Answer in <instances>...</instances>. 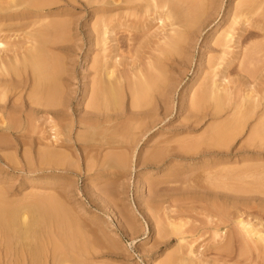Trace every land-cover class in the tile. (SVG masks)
I'll use <instances>...</instances> for the list:
<instances>
[{
  "label": "rangeland",
  "instance_id": "obj_1",
  "mask_svg": "<svg viewBox=\"0 0 264 264\" xmlns=\"http://www.w3.org/2000/svg\"><path fill=\"white\" fill-rule=\"evenodd\" d=\"M114 1H116V3L112 4ZM121 1L123 0L40 1L41 3L43 2L42 4H49H47L48 6L44 4L45 8L42 10L44 26L49 25L51 22L53 24L62 23L63 25L65 23V25L67 24L66 28L69 29L66 30V35L63 34L62 37L63 39L65 35L64 39L67 40L64 43V45L66 44V46H68L67 57L62 53H58L57 55L65 59L67 65L69 63L71 64L66 67L70 78L65 82L69 85V87L67 86L66 88L67 91L72 92L69 93V106L71 110H69V113H73L72 117L74 122H69L70 125L72 124V129L69 133L70 144L65 143L66 145L64 144L60 149V151H62H58L63 153V150H65V153L63 154H66L67 152L69 160L72 159L75 161L74 164L76 165V168L75 165H73V167L68 168L69 170L65 169L59 171L58 169L53 170L42 167H40L42 169H39L37 167L38 169L35 168L36 170L34 169L33 172L29 170H23L20 172L10 169L0 158V188L2 189L0 192L3 193L5 200H11L10 202L13 201L14 203L18 199V204L23 205L26 203L25 205L30 204L32 206L34 205V202H32L33 200L31 201L32 203L26 200H31V197L35 194L36 197L40 198L41 203L37 201L39 200L38 198L35 200L36 198L34 199L33 197L34 201H36V206H33V208L38 207L37 203L40 205L39 207L47 205L45 203L42 204L47 198H44V200L41 199V197L45 196H49V204H51L50 201H53V203L58 201L57 204L60 202V206H57L55 203L52 204L56 207H63L61 210L65 208V211L63 210V212H66L65 215L68 216V224L70 223L69 226L71 227L68 228V225L65 223L67 226H62V229H51L49 235H51L50 237H52V240H50L51 242L53 241L56 242V244H59L61 235H64L71 231V229L74 230L75 228L77 232L80 231L79 235H82L83 238H81L86 248V256L82 258L80 264H163L167 259L177 256L188 260V264H264L261 259L263 255L260 253L258 254L259 259L254 261L251 259L247 261L238 257H235L232 260L222 259L218 255V246L220 247V245H223L224 241L234 234V230H236V225L234 224L233 219H235L237 212L234 209L227 208L231 211L230 216L226 206L220 204V209L221 211L223 210L222 221L224 223L219 224L216 218L212 220L221 225V231L219 233L221 236L220 239L214 237L212 231L209 230L210 222L206 217L212 203H217L216 200L212 201L211 199L215 196L219 198H229L230 196H234L239 199L252 197L264 200L263 196L256 194L245 195V193L242 194L243 192L238 190L242 188L241 184H243L244 187L242 181L250 180V177L245 180L244 175H240L239 171H242L241 168L244 169L246 166L253 167L255 165L254 168H258V166L261 168V165H264V161L260 162L255 160L248 161V163L244 164L239 163L242 159L247 160L249 157L253 156L251 153H246V150L248 151V149L254 153H258L257 151H259L261 154H264V143L254 141L253 146H248L247 141L249 140L247 136L250 127L254 126L255 123H259L257 122L260 121L259 118H262V116L264 117V0H205V2L207 1L206 3H208V5L206 4L208 7L205 5L203 6L205 8L202 7V9H204V11L202 10V12H204V17L202 16V20L200 19V28L192 35V40L187 48L184 47L183 53L178 56L174 54L168 56L162 55L161 52L159 53V49L164 47L162 46L164 43L161 38L168 33L167 30L169 28V23L166 21V23L163 24L155 18V12L159 10L158 8L156 9L157 11L153 9L154 12L151 8V10L145 9L144 7L146 3L142 0V2H137L138 4L136 3L137 9L135 11L133 10L134 12L131 10V13H129V10L126 12L121 9L115 11L114 8H121L123 6L120 3ZM180 1L169 0L165 5L167 6L170 2H174L173 6L176 7L175 4L180 3ZM158 3H160L159 1L157 2V5L161 6V4ZM181 4L182 3L179 5ZM28 6H30V4ZM181 6L184 5L182 4ZM181 6L176 8L171 6L170 8L168 5V9H178L177 11L182 12ZM123 7L126 6L124 5ZM104 8H113L114 12L112 18H115L118 23L123 25L117 30V36L120 38L117 55V58L120 60L118 70L119 73L122 72L121 76L128 79L129 64L132 60L134 61L136 59L144 71L148 70L147 72H150V74L152 73L151 75L156 76V78H158V76L164 78L165 84H167V91L164 94L165 96L163 95L162 97L159 93L156 94L157 91L151 92L149 94L150 97L147 96L143 100L141 99V101H143V106L142 103L140 105V101L135 110L132 108L135 112L131 111V105H129L130 99L126 90L122 92L120 97L122 100L118 102L119 106L116 101L114 103H116L117 106L114 107L115 104L111 101L112 99L104 101L102 105L106 106H104V108L102 106V111L106 107L105 111L107 110L108 112L104 111L102 113L103 116L108 119L109 123H104L105 126L101 124V126H103H100L101 131L97 129L96 132L99 131V133H102L104 129L107 136L106 137L104 134L105 138H111L110 141L117 142V144L113 143L110 146H104V148H102L99 143L91 144V142L88 141L91 136L88 135V133H85L86 131H84L82 127L76 126L77 124L75 123V120H77L78 117H84L85 108L83 109V107L89 102L88 100L90 97L88 91L89 89H91L90 92L93 91L96 87L94 86L95 88H93L91 86H93V84L96 85L95 81L97 82L102 79L100 78L102 75H98L100 76L98 78L93 69L98 67V62L104 60V48L107 47H104V45L102 46V44H104V39L102 40L101 38V41L99 42V35L101 34L100 29H102L100 26L104 25ZM163 8L158 12H165V10L168 11L165 6ZM182 9L184 11L185 7ZM237 15L241 16L240 20L242 19L243 21L244 19L245 22L248 21L249 23L238 21V23L232 24L234 21L239 20L234 19ZM238 16L237 18H239ZM101 20H103V22ZM101 22L102 24H100ZM227 30L232 32L233 37L230 43L227 44L228 48L222 49L218 46L217 39L219 40L221 33ZM239 36L241 37L239 38ZM64 39L63 41H65ZM89 42L90 47L88 45ZM110 45L111 44H109V46ZM222 51H224L225 54L221 55ZM87 52L88 56L85 61V55ZM237 54L240 56L247 55L248 61H246L245 64L242 63L240 65L239 59H241L242 56L239 59H237L239 56L235 59ZM162 57L167 58L168 60L163 61L162 63H160V61L159 63H155V58ZM221 58L222 64L220 65V68L215 67ZM171 63L172 66H169ZM148 64L149 67L147 66ZM154 64L158 67L154 66ZM225 64H230L228 67V73L225 75L227 78L220 82L221 84L227 85L229 89L228 93L231 105L229 106V111L227 110L221 117L214 119L212 112H210L211 105L208 103L205 104L204 102L202 103L200 97L197 98L199 94H197L198 91L196 90H198V87L204 82L206 83L208 79H211L214 68H219L220 70ZM150 65L152 67H157L159 71H155ZM86 67L89 68L90 71L85 72ZM217 69L215 72L218 71ZM95 76L98 79L95 78ZM217 78L218 77L214 79ZM92 79H95V81L93 82ZM248 93L253 100L249 99V104L245 106L247 102H243L244 99H242V97L243 94L245 96ZM194 96L196 99L193 98ZM240 101L243 103H240ZM251 101L257 105V108L259 105L258 109H256V106H250V108L252 107V112L256 111L254 113H251V110L248 108L249 105L253 104ZM145 102H147V104ZM239 103L241 107H239ZM233 104L234 107L238 105L237 108H234ZM242 105L244 107H242ZM231 108H234V110ZM246 108L249 110L248 113ZM240 109L241 111L243 110V112L246 111V113L241 112ZM234 111H237L236 114H234ZM140 112H152L153 114H156V121L152 124L154 125L152 129H150V124L148 126L149 121H146V125L149 128L143 127L142 129V127H140L139 117L137 115ZM230 112L231 114H229ZM240 112L243 113L242 116L240 115ZM191 113H194L196 116L192 117ZM238 114L240 116L235 120L238 123L240 117H242L241 120L246 122V124L244 123L245 125H243L244 121H239L241 126L234 122L233 119ZM247 114L248 117L249 115H251V117L248 118ZM107 115L109 116L107 117ZM243 116L246 117V120ZM104 117H100V119L102 120ZM228 118L229 120H227ZM226 120L232 122L233 132H231L232 129H230L229 134H234L235 130V135L232 134L231 136L233 137H231L227 134L228 138L226 139H232L231 141L228 140V145L226 143V145L222 147L213 146V141L210 140L207 142L208 140L206 139H210L209 137L212 127L215 125L216 127L221 124L224 125ZM261 120L264 122V118ZM67 123L68 122L62 124V126L67 125ZM35 124L36 127H33L32 130L29 129V132L31 130L32 134L34 133L33 136L37 138L34 143L35 146H32V151L36 153L37 151L34 149L38 150L37 147L40 145L42 146L46 142V139L43 141L40 140H42L48 133H52V131H50L51 125L49 127V124H52V121L43 116V118L41 117L35 122ZM135 125H138L137 130L140 129L138 130V132H140L136 135L137 137L135 136L136 138L135 141H133V144H130L128 142L130 135L132 136V134L138 133ZM237 126L240 129L242 128L240 133L238 128V133L236 131L237 129H234ZM58 129H60V127ZM148 129H150V131L144 135L145 130ZM99 133L97 132V134ZM250 133L251 132H249V134ZM32 134H29V136H32ZM4 135L5 136L0 133V147L1 150H3V155L6 153V155L11 156L12 153H14L11 152V149L14 146L15 140L18 144L22 142L28 144L30 142L28 136L25 137L24 140L20 137H10L7 134ZM202 135L205 138L201 140ZM140 136L142 139L139 141V145L136 148L134 144ZM40 137L42 139H39ZM78 137H82V140L78 139ZM94 137L96 138V136ZM63 138L61 137L60 139ZM85 138L87 140H85ZM114 138H116L117 141ZM193 138H198V141H200L197 142V139L194 140ZM19 139H21V141ZM191 139L195 142L192 143ZM180 140L183 143L185 142L184 144H181L183 147L187 145V148L185 146V149L188 150L186 153H184V148L179 146L181 143ZM37 141L39 144H36ZM84 141L88 142L84 143ZM9 143H11V147ZM73 143L75 146L72 145ZM188 144H190L189 147ZM164 145H167L166 149ZM168 145L172 146H169L171 148L170 152ZM176 145L179 147V150L176 149ZM42 147H44V145ZM88 147H91L93 150ZM107 147L109 150L105 149ZM39 148L41 149V147ZM9 149L11 151H9ZM5 150L8 151L6 152ZM20 150L16 152V157L18 156L17 159L22 161V154L24 153ZM68 151H71L70 154ZM217 152L222 154L218 155ZM35 153L33 163L37 165L38 158ZM99 154L100 156L104 155V158L106 156L105 154H107V159H104V166L102 167H100V165L96 166L98 164H96L95 158H98ZM116 154L117 156H122L123 154L128 156L126 157L128 159V166L126 165L121 169L115 166L113 167L114 164L112 163L114 162L109 159L110 157L116 156ZM197 154L199 156H197ZM175 155L180 157L186 156L184 158L187 160L176 159ZM154 156L157 157L155 160L153 159L155 158ZM260 156L264 158V155ZM72 160L71 162L73 164ZM220 167L221 169L223 167L226 168H223L225 170H220L218 169ZM230 167H232V170ZM215 168L221 172L223 171L222 174H219L220 171L217 172ZM233 168H238L236 177H240L241 179H237L234 176L235 170H233ZM210 170L213 171L215 175ZM214 170H216V172ZM226 170H229L230 172L234 171V174L229 177L230 172L228 173ZM216 173H218V175H216ZM225 174L230 178L228 182L226 181L228 177ZM220 175L226 177L225 179L224 177H220L226 182L216 181L217 177ZM206 176L208 177L207 181L205 179ZM212 177L216 178V184L213 183L214 178L209 179ZM257 177L258 176H255V178ZM261 177L264 178V174L259 175L258 180H261L262 182H258L263 184L264 179ZM231 179L234 181L236 180L235 185L234 181ZM251 180L253 181L252 178ZM210 181H213L212 183L215 185V187H213L214 192H212L213 189H210L213 184L207 185ZM250 181H248V184L246 183L245 186H252L254 181ZM223 182L227 183L228 186H241L238 187V189L234 188L236 189L234 190L231 188L232 186L227 187L225 184V188H229L227 192V189L225 190V188H223L224 186L221 188H219V186L216 187L217 185H222ZM236 182L240 184L236 185ZM207 186L210 187L209 190ZM256 187L260 186L257 185ZM261 187H264V184ZM221 189L223 191H221ZM257 189L261 191L260 188ZM39 195L41 197H39ZM52 197L55 199L53 200ZM23 199V204L21 203L22 201L18 202ZM46 203L48 202L46 201ZM258 203L259 201L254 202L252 200L250 202L251 209L247 212L252 215H257V213L259 216L261 215V218L258 215L257 216L263 220L262 223L264 225V210H259L257 207ZM262 206L264 207L263 203ZM243 217L246 218V215H243ZM251 218L252 216L249 217V220H251ZM170 222H174L172 223L174 224V227L176 225L177 229L175 232H172V230H174L172 226V229H170V226L168 225ZM252 222L256 221L253 219ZM177 231L180 232L181 235H179ZM158 232H161V234ZM58 234L61 235L59 236ZM1 248L2 245L0 244V251ZM250 258L252 257L250 256ZM0 264H2L1 260Z\"/></svg>",
  "mask_w": 264,
  "mask_h": 264
},
{
  "label": "bare ground",
  "instance_id": "obj_2",
  "mask_svg": "<svg viewBox=\"0 0 264 264\" xmlns=\"http://www.w3.org/2000/svg\"><path fill=\"white\" fill-rule=\"evenodd\" d=\"M40 1L41 0H0V133L3 136H5L4 134H7L10 137H20V138L24 139L25 137L28 136V138H30V142L28 144L24 143V142L18 144V143H16V140L14 139L15 143H14V146L12 149L10 148L11 143H9V145H10L9 148L12 150L11 151L9 149V151L14 152V153H12L11 156L6 155V153H5L6 156L3 155V150H1V147H0V158L3 160V162H5L6 166H8L10 169H13L15 171H20V172L23 170H25V171L29 170V171L33 172V170L37 167L39 169H42V168H49V169H53V170L58 169L59 171L65 170V169L69 170L68 168L73 167V165H75L74 164L75 161H73L70 158L73 161V164H72L71 160H69V158L67 157L68 156L67 152H66V154H63V153H65V150H63L64 151L63 153H60L62 151V150L60 151V149L64 146L65 143L70 144L69 133H70V130L72 129V124L70 125V123L74 122V119L72 117L73 113H69V110H70V106H69L70 94L69 93L71 91L70 92L67 91L66 88H67V86L69 87V85H67V83L65 82L66 80H68L70 78L69 72L66 69V67L70 63L67 65V61H65V59H63L57 55L58 53H62L67 57L68 46H66V44L64 45V43L67 41L64 38H65V35L67 33L66 30H69V29L66 28L67 24L65 25V23H64L65 26L62 23L61 24H59V23L53 24L52 22L49 25L44 26V24H43L44 23V20H43L44 16H43L42 10H43V8H45L44 7L45 3L42 4L43 2L41 3ZM158 1L160 2L158 4H161V6L157 5ZM165 1L166 0H162V1H160V0H144V2L146 3L144 8L145 9L151 8L152 11L154 12L153 9L156 10L158 8L159 9L158 11H160L164 6H165V8L168 9V5L170 8H171V6L173 8H176L178 6H181L182 4L184 5L181 7L182 8L185 7V10H184L185 12L183 11L182 8H181L182 12L177 11L178 9H175L176 10L175 11L174 9L171 10L170 8L168 9V11L165 10V12H158L157 10H156L157 12H155V16H156L155 18L156 19L161 21L163 24H165L166 21H168V23H169L168 24L169 28L166 26L168 28V30H167L168 33H166L161 38L162 42L164 43V45H162V46H164L165 48L161 47L163 49L160 48L159 53L161 52L162 55H168V56H170L172 54L178 56V55H181L183 53L184 47L187 48L190 41L192 40V35L200 28V23H201L200 19L204 15V12H202V10L204 11V9H202V7L204 5L207 6L208 3H206L207 1L205 2V0L204 1H202V0H181V1L177 0V2L180 1V3H182V4L179 5L180 3L175 2L178 6L175 4L176 7H174L173 6L174 2H170L171 6H170V4H168L166 6L165 4L169 0H167L166 2ZM137 2H142V0L141 1L140 0H123L120 3L123 6L125 5L126 7L122 6L121 8L116 7L114 9H115V11L121 9L122 11H126V12H127V10H129L128 12L131 13V10L135 11L137 9V4H138ZM115 3H116V1L112 2V4H115ZM27 4L28 5L30 4V6H28ZM47 4L48 3H46L45 5L48 6L49 4L48 5ZM203 8H205V7H203ZM114 9L113 8H104V25L100 26L102 29L99 28L101 30V34H100L101 36L99 35V38H100L99 42L101 41V38H102V40L104 39L103 40L104 44H102V46L104 45V47L105 46H107V47L104 48V52H105L104 60H102L101 62H98L99 63V64H97L98 67H95L93 69V71L95 72V75L97 74L96 76L102 75V77L98 76V78L100 77L102 79L98 80L97 82L95 81V79L94 80L92 79L93 82L95 81L96 85H94L93 82L91 81L93 84V86H91V87H93V88L96 87V88L91 92H90L91 89H89V91H88L90 93V95H89L90 97L88 100L89 102H87L88 104L86 103L87 106L85 104V107H83V109L85 108L84 109V117H78V119L75 120L76 121L75 123L77 124L76 126L82 127L84 129V131H86L85 133H88V135L91 136V138L88 139V141L91 142V144L92 143H99L102 148H104V146H110L113 143L117 144V142L110 141L111 138L110 139L105 138L106 134L104 132L105 131L104 129H103L102 133L100 132L101 134L99 133V131H97L99 134H97V132H96L97 129H99V130L101 129L100 128L101 124L104 125V123H109L108 119L105 118L103 116V113H102L106 109V107H105V109L102 111V106H103L102 104L104 103V101L112 99L111 101H113V103L117 101L116 103L118 105V102L122 100V98L120 99L122 92L126 90L128 92V97L130 99L129 105H131V111H134L135 108H137V105L141 101V99L143 100L147 96L150 97L149 94L151 92L157 91L156 94L159 93V95L162 97L167 91V84H165L164 78L161 76L160 77L158 76V78H156V76L151 75L152 73L151 74H150V72L148 73L147 72L148 70L144 71V69H142L140 67V63L138 61H136V59L134 61L132 60L129 64V68H128L129 77H128V79L121 76L122 72L119 73L118 68L120 66V60L117 58L118 57L117 55H118V50H119L118 44H119L120 38L117 36V30L120 27H122L123 25L121 23H118L115 18H112ZM114 16H115V14H114ZM237 16L234 19H239V20L234 21V19H233L234 22L232 24H236V23H238V21L239 22L242 21V19L240 20L241 16H238L239 18H237ZM101 21L103 22V20H101ZM243 21H244V23L248 22V21L245 22L244 19H243ZM102 22L100 24H102ZM242 24H240V25H242ZM63 34H65L64 38H63L65 41H63V39H62ZM220 36H219L220 41L217 39L218 46L221 47L222 49L228 48L227 44L230 43V41L233 37L232 32L230 30L229 31L228 30L223 31ZM240 37L241 36H239V38ZM109 44H111V45L109 46ZM88 45L90 47V42L88 43ZM55 53H56V55H55ZM223 54H225L224 51L221 52V55H223ZM87 56H88V52L85 55V61H86ZM241 56L237 54L235 56V59H236V57H238L237 59H239ZM166 60H168V59L162 57V58H155L154 61H155V63L156 62L159 63V61H160V63H162L163 61H166ZM246 61H248L247 55L242 56V58L239 59L240 65L242 63L245 64ZM221 64H222V58L219 60V62L217 63V65L215 67L220 68ZM229 65L230 64H228V65L225 64L220 70H219V68L218 69L214 68L213 69V75H212L211 79H208L206 83L204 82L200 87H198V90H196V91H198L197 94H199V96L196 95L197 98L200 97V101L202 103L204 102L205 104L208 103L211 105L212 111L210 110V112H212V116L214 119L221 117L227 110L229 111V109H230L229 106L231 105L230 104L231 102H230V96L228 93L229 89H228L227 85L221 84V82H220V81H224L227 78L225 75H226V73H228ZM147 66L149 67V64ZM154 66H157V65L154 64ZM154 66L153 67L151 66L152 69L154 68V70L158 72L159 71V69H157L158 66L157 67H154ZM169 66H172V63L169 64ZM216 69L218 71L215 72ZM88 71H90V70H89V68L86 67L85 72H88ZM96 76H95V78H97ZM216 77H218V78L214 79ZM193 93L196 94L195 92H193ZM249 93H250V91H249ZM248 94H246L245 96L243 94V97H242V99H244L243 102H245V101L247 102L245 104V106L249 104V102H250L249 99H251V95H250L251 93L249 95ZM193 98H195V96ZM252 98H253V96H252ZM165 100H167V99H165ZM251 100H253V99H251ZM231 101H232V99H231ZM142 102L143 101L140 102V105ZM241 102L242 101H240V103ZM116 103H114L115 104L114 107L117 106ZM145 103L147 104V102H145ZM240 103H239V107H241ZM251 103H253V101H251ZM110 104H112V103H110ZM164 104H165V102H164ZM166 104H168V103H166ZM104 106H106V105H104ZM104 106H103V108H104ZM142 106H143V103H142ZM237 106L234 107V104H233L234 108H237ZM250 106H252V107L256 106V109L259 108V105L257 108V105H255V103H253L252 105H249L248 108L251 110V113H254L256 111H254V109H253L254 112H252V107L250 108ZM110 107H111V105H110ZM114 107H112V108H114ZM202 107H203V105H202ZM242 107H244V106L242 105ZM132 108H134V110H132ZM195 108H197V107H195ZM234 108H231V109L234 110ZM248 108H246L247 113L249 111ZM240 111H241V109H240ZM244 111H245V109H244ZM159 112H161V111H159ZM236 112L234 114H236ZM241 112H243V110ZM101 113H102V115H101ZM243 113H246V111ZM243 113H241L240 115L242 116ZM262 113H263V110H262ZM229 114H231V112ZM104 115H105V113H104ZM137 115L139 117V124H140V127H142V129H143V127H145V128L148 127L149 124L151 126L150 129H152L154 127V125H152V124L154 123V121H156L155 119L157 117L155 113L153 114L152 112L151 113L140 112ZM240 115L238 114L237 116H235V118L233 119L234 122L237 123V121L235 119L238 118V116H240ZM251 115H249V117H251ZM43 116L49 118L52 121V124H49V127L51 125V130L50 129L49 130L52 131L53 135H52V133L51 134L48 133L50 135V137L48 134L46 135L48 137L45 136L46 138L44 137L42 139L40 137L39 139H42L40 141H43L44 139H46L45 140L46 142H45V144H43L44 147H42L43 145L42 146L40 145L37 147L38 150L34 149L35 151H37L35 153L34 151H32V146L34 145L35 140H37V138L33 136L34 133L32 134L31 130L33 127H36L35 122H37V120H39L41 117L43 118ZM108 116L109 115H107V117ZM191 116L195 117L196 115L194 113H191ZM233 116H231V117H233ZM256 116H257V114H256ZM100 117H104V118H102V120H101ZM243 117H244V119L246 118L245 116H243ZM247 117H248V114H247ZM241 118L242 117H240L239 121H244V120H241ZM262 118H264V117L262 116ZM262 118H259V120L262 123L260 121H257L259 123H255L254 126L250 127L251 131L249 130V132H251V133L249 134V132H248V136H247V138H249V140H247L248 146H253L254 141L255 142L260 141L261 143H264V122L261 120ZM227 120H229V118ZM227 120L225 121V123L227 122L226 124L225 123H224V125L218 124L219 126H217V127L215 125L214 127H212V131L210 129V131H211L210 137H209L210 139H206V140H208L207 142H209L211 140V141H213V146L222 147V146L226 145L228 140L229 141L232 140V139L231 140L226 139V138H228V136H231L233 134V133H231V132H233L232 122L227 121ZM146 121H149L148 126L146 125ZM239 121L237 124H239ZM66 122H68V123L70 122V123L69 124L67 123V125L62 126V124H66ZM244 123L246 124L245 121L243 122V125H245ZM184 125H185V123H184ZM239 125L241 126V123ZM137 126L135 125L136 130L138 128ZM235 126H236V124H235ZM59 127H60V129H58ZM101 127H103V126H101ZM187 127H189V126H187ZM237 128H238V126L234 129H237ZM29 129H31L30 132H29ZM83 129H81V130H83ZM133 129L135 130L134 127H133ZM150 129L145 130L144 135L147 132H149ZM230 129H232V131L230 132L231 134H229ZM238 129H239V133H240L242 128L241 129L238 128ZM238 129L236 130L237 133H238ZM138 130H140V129H138ZM138 130H137V132H138ZM139 132L137 134H132V136L130 135V138H128V142L130 144H133V141H135V138L137 137L136 135H138ZM29 134L30 135L32 134V136L34 138L32 136H29ZM104 134H105V136H104ZM203 134H205V133H203ZM227 134H229V135L227 136ZM144 135H142V136H144ZM233 135H235V130H234ZM8 136H6V137H8ZM94 136H96V138ZM61 137L62 138L64 137V138L60 139ZM83 137H84V135H83ZM231 137H233V136H231ZM28 138H26V139H28ZM47 138H49V139H47ZM86 138H85V140H87ZM203 138H205V137L202 135L201 140ZM78 139L82 140V137L81 138L78 137ZM78 139H77V141H78ZM114 139L116 140V138H114ZM141 139L142 138L140 136V138L134 144V146L136 148L139 145V141ZM193 139H191L192 143L195 142L194 140H196V139H197V142L200 141V140L198 141V138H196L194 140ZM19 140L21 141V139H19ZM4 141H6V140H4ZM88 141H84V143L88 142ZM178 141H176V142H178ZM182 141H184V140H182ZM189 141H190V139H189ZM119 142H120V140H119ZM161 142H163V141H161ZM180 142H181V140H180ZM207 142H206V144H207ZM182 143L183 142H181L179 146L183 147V145H181ZM36 144H39L38 141ZM79 144H80V140H79ZM120 144H122V143H120ZM3 145H5V144H3ZM72 145H74V143ZM177 145H178V143H177ZM177 145H176V147H177ZM227 145H228V143H227ZM166 146L164 145L165 149H166ZM169 146H171V145H168V147ZM185 146L187 148V145H185ZM185 146L183 147L185 150L184 153H186V151H188L187 149H185ZM189 146H190V144H188V147ZM2 147H4V146H2ZM39 147H41V149ZM195 147H194V149H195ZM42 148L43 149L45 148V149L43 150ZM88 148H91V147H88ZM123 148H125V147H123ZM178 148L179 147H177L176 149L179 150ZM20 149L24 153V154L21 153L23 155L22 161H19V159H17L18 156L16 157V152ZM71 149H73V148H71ZM105 149H108V147ZM125 149H127V148H125ZM158 149H160V148H158ZM170 149L171 148L169 147V152H170ZM250 149H251V147H250ZM39 150H41V151H39ZM163 150H162V152H163ZM96 151H97V149H96ZM70 152L68 151L69 154H70ZM175 152H176V150H175ZM257 152L258 153H254L253 151H251L249 149H248V151L246 150V153H251V154H253V156L249 157L247 160L242 159L239 163L244 164V163H248V161H252V160L263 162L264 158L261 157L260 155L263 156L264 154L263 153L261 154V152H259V151H257ZM34 153L36 154V157L38 158L37 165H35V163H33V158L35 157ZM95 153H97V152H95ZM127 153H128V151H127ZM125 154H123L125 157L123 155L117 156V154H116V156L110 157L109 160L114 162V163H112V164H114L113 167L115 166V167L121 169L122 167L124 168L128 164V159L126 158L128 156H126ZM159 154H160V152H159ZM198 154H197V156H199ZM200 154H202V153H200ZM212 154H214V153H212ZM217 154L220 155L222 153L217 152ZM88 155H89V152H88ZM88 155H86V156H88ZM105 155H106L105 158H104V155L100 156V154H99L98 158H95L96 156L94 157L96 159V164H98L96 166H99V165H100V167L104 166V161H105L104 159H107V154H105ZM109 155H108V157H109ZM111 155H113V154H111ZM71 157H72V154H71ZM184 157H186V156H184ZM184 157H180L178 155H175L176 159L187 160ZM156 158L157 157H155L153 159L155 160ZM20 159H21V157H20ZM129 159H130V157H129ZM82 160H83V158H82ZM130 161H131V159H130ZM143 162H144V160H143ZM242 166H244V165H242ZM255 166H253V167L246 166V167H244V169L241 168L242 171L239 169L240 175H244V177H245V178L244 177H242V178H244L245 180H247L246 178H249V177H250V180L252 178L255 185L253 183V185L250 187L248 185L245 186V184L248 181H250V180H247V181H242L244 183V187H243V184H241L242 186L239 185L241 183V181L239 180L240 183L236 182L237 183L236 185H239L238 187L241 186L242 188L238 189L237 186L236 187H234L232 185H229V186H232L231 188H233V189L237 188L239 191L243 192L242 194L245 193V195L246 194H256V195L264 197V189H263L264 187H261L264 183L261 184L259 182H262V181L258 180L259 175L264 174V165H261V168H260V166H258V168L257 167L254 168ZM40 167H42V168H40ZM239 167H241V166H239ZM249 167H251V168H249ZM75 168H76V165H75ZM223 168H226V167H223ZM223 168L221 169V167H220L218 169L225 170ZM228 168H229V166H228ZM231 168L232 167H230V169ZM236 169H237V171H236ZM216 170H214V171L216 172ZM220 170H217V172H219ZM229 170H226V172L228 171V173H229L230 172ZM233 170H235V174L233 173L234 171H231L232 173L231 172H230L231 174L229 173V177H230V175H233V174L236 177V173L238 172V168H235V169L233 168ZM211 172L214 174L213 171H211ZM222 172L220 171L219 174H222ZM208 174H210V173H208ZM216 175H218V173H216ZM226 176L228 177V175H226ZM255 176H258V177L255 178ZM209 177H211V176H209ZM220 177H224V176L220 175L217 177V179L215 177L209 178V179L214 178V180H213L214 182L210 181L207 183V185L213 184V183L216 184L217 180L220 182L224 181V180H222L223 178H220ZM229 177L226 180L227 182H228V180H230ZM207 178L208 177L206 176V178H205L206 181H207ZM225 178L226 177H224V179ZM239 178H237V179H239ZM254 178H255V180H254ZM261 178H263V177H261ZM215 179H216V181H215ZM219 179H221V180H219ZM226 181H224V182H226ZM232 181H234V180H232ZM235 181H234V185H235ZM224 182L222 185H217L216 187L219 186V188H221L225 184L227 187H229L227 185V183H224ZM263 182H264V180H263ZM257 183H259V184H257ZM256 184L260 187H256L257 186ZM213 185L212 186L210 185L211 188L207 186L208 190L210 188V189H213L212 192H214L213 187H215V185L214 186ZM249 185H251V184H249ZM226 186H224L223 188H225ZM247 187H249V188H247ZM257 188H260L261 191ZM226 189L227 188H225V190ZM228 189H227V192H228ZM0 190H2V189L0 188ZM232 190H230V191H232ZM234 190H236V189H234ZM221 191H223V190L221 189ZM233 192H235V191H233ZM215 195H217V194H215ZM33 197H34V199L36 198L35 200H37V198H38L35 196V194L33 195ZM33 197H31L32 198L31 200H26V201H28V202L30 201V203L34 202L33 206H36L35 205L36 201H34ZM39 197H41V196L39 195ZM22 198H24V197H22ZM25 198H27V197H25ZM44 198H47V200H45ZM38 199L39 200H37V201L40 202V198H38ZM41 199L45 200V202H42V204L45 203L47 205L42 206V204H41L42 207H39L40 205L37 203L38 207L33 208V206L30 204L25 205L26 201L24 202L25 204H23L24 199L18 201V202L22 201L21 203L23 205H20L17 203L18 199L16 201L14 200L15 201L14 203H13V201L10 202L11 200L10 201L5 200L3 193L0 192V244L2 245V248L0 251V258H1L0 260H1L2 264H47V262H48V264H80V262H82V258L86 256V248H85L83 240H82L83 237H82V235L81 236L79 235L80 231L77 232V230H75L76 228L74 230L71 229V231H69L68 233H65L64 235L60 234L61 235L60 236L58 234L60 236L59 244L58 243L56 244V242H53V241L51 242L52 237H50L51 235H49L51 229H53V228H54L53 230L62 229V226H67V225H68V228H70L71 226H69L70 223L68 224L69 220H67L68 216L65 215L66 212L65 213L63 212V210L65 208L63 210H61V208H63V207L60 208V207H56L53 205L54 203L57 204L58 201L54 202V203H53V201H50L51 204H49V201H48V199H50L49 196L41 197ZM54 199L55 198H53V200ZM211 199H212V201L216 200L217 203L216 202L212 203V206H211L210 210H208L206 217L210 222L209 230L212 231L214 237H218L219 239L221 238V236L219 235V233L221 231V229H220L221 225H219V224L224 223L222 221V217H223L222 211L223 210L221 211L220 204L226 206V209L227 208L234 209L237 212L235 219H233V222L236 225V230L233 229L234 234H232L230 237H228V239H226V241H224L223 245H220V247L218 246V255L222 259L232 260L235 257H238V258H243L244 260H247V261L250 259L252 261H254V260L259 259L258 254L260 253L263 255L261 259H262V262L264 263V225L262 223L263 220L260 219L262 216L260 215L261 216L260 217L257 213V215L260 217L259 218L257 215H252V214L248 213L251 209L250 202L252 200L254 202L259 201L257 207L259 208L260 211H263L264 207L262 206V203L264 204V200L258 199V198H252V197H246V198L239 199L238 197H234V196H230L229 198H219V197L215 196L214 198H211ZM46 201L48 203H46ZM59 204H60V202L57 204V206ZM227 210H228V213L231 212V211H229V209H227ZM253 210H255V209H253ZM243 215H246V218H244ZM230 216H231V213H230ZM251 216H252V218H251V220H249V217H251ZM69 218H70V216H69ZM215 218L217 219V222H219V224L212 221ZM253 219L256 222H252ZM170 223H171V225H170ZM170 223L168 224L170 226V229L173 228L174 230H172V232L173 231L175 232V230L177 229L176 225L174 227V224H172L174 222H170ZM171 226H172V228H171ZM56 233H57V231H56ZM177 233L179 235H181L180 232L177 231ZM159 234H161V232ZM53 240H54V238H53ZM45 243H46V246H45ZM48 247H50V248H48ZM189 253H191V252H189ZM250 256L252 258H250ZM48 259H49V261H48ZM178 262H180V263H178ZM187 262H188V260H186L185 258L177 256L174 258L167 259L166 262L163 264H188L189 262L188 263Z\"/></svg>",
  "mask_w": 264,
  "mask_h": 264
}]
</instances>
